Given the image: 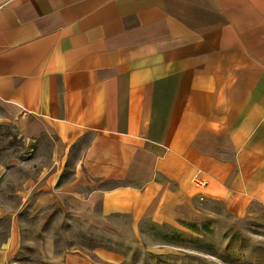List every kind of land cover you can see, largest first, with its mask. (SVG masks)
Here are the masks:
<instances>
[{"label":"crops","instance_id":"1","mask_svg":"<svg viewBox=\"0 0 264 264\" xmlns=\"http://www.w3.org/2000/svg\"><path fill=\"white\" fill-rule=\"evenodd\" d=\"M0 122L91 226L264 211V0H0Z\"/></svg>","mask_w":264,"mask_h":264},{"label":"rangeland","instance_id":"2","mask_svg":"<svg viewBox=\"0 0 264 264\" xmlns=\"http://www.w3.org/2000/svg\"><path fill=\"white\" fill-rule=\"evenodd\" d=\"M59 168L49 139L24 141L0 122V264H63L70 255L86 264H264L259 207L239 219L202 201L173 225L113 218L94 227L50 190Z\"/></svg>","mask_w":264,"mask_h":264}]
</instances>
